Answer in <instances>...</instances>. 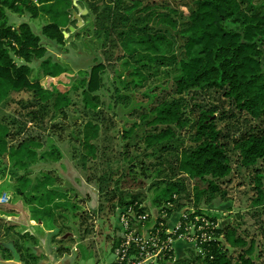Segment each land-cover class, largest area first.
I'll use <instances>...</instances> for the list:
<instances>
[{
    "label": "trees",
    "instance_id": "16d2710c",
    "mask_svg": "<svg viewBox=\"0 0 264 264\" xmlns=\"http://www.w3.org/2000/svg\"><path fill=\"white\" fill-rule=\"evenodd\" d=\"M75 1L86 4L94 17L95 34L108 47L103 53L107 59L115 51L122 53L125 72L115 70V106L132 107L130 91L146 86L162 72L173 80V93L165 98L154 96L149 107L131 108L130 115H139L142 123L122 136L129 165L116 181L108 175L98 179L100 197L112 202L115 212L133 208V222L143 231L162 228L163 239L167 219L176 211L182 210L186 219H181V231L172 235L175 240L196 217L205 219L207 237L195 243L200 254L191 264H264L259 261L264 257V0H186V19L166 0H5L0 6V105L13 94L31 93L35 102L28 107L37 109L27 116L42 119V127L45 116L63 112L70 99L57 88L45 89L41 80L57 78L68 69L46 57L47 48L28 23L18 28L10 25L7 10L29 13L32 18L46 15L50 23L43 26V36L64 45V29L71 23ZM33 63H39L36 77ZM106 68L104 63L94 65L82 81L86 106L96 109L98 123L97 93L105 85ZM202 93L218 95L219 105H192L187 100L193 94L196 101ZM229 118L239 122L241 129L233 133L221 129L218 121ZM99 126L97 122L86 126L89 154L96 155L98 148L91 144L89 134L98 136ZM10 137V125L0 122V158L9 151ZM33 143L35 137L10 150L15 165L25 166L23 155L36 159L37 153L30 149ZM131 148H139L142 154L129 156ZM241 170L253 180L256 197L249 216L258 226L263 244L256 235L242 231L241 224L220 226L216 216L202 209L224 197L223 185L231 183ZM119 172L111 170L113 175ZM187 181L193 182L192 188ZM147 192L153 195V214L148 212ZM33 212L43 223L42 215L53 214L51 208ZM142 216L147 218L140 220ZM22 238L36 241L28 233ZM116 240L115 249L121 242L120 233ZM0 252L9 255L7 260L24 264L42 260L22 244L9 248L0 244ZM174 257L173 249L158 264H173Z\"/></svg>",
    "mask_w": 264,
    "mask_h": 264
},
{
    "label": "rangeland",
    "instance_id": "374dc122",
    "mask_svg": "<svg viewBox=\"0 0 264 264\" xmlns=\"http://www.w3.org/2000/svg\"><path fill=\"white\" fill-rule=\"evenodd\" d=\"M155 1L164 3L165 0ZM166 1L183 12V19H186V0ZM7 16L9 24L15 28L22 23H28L47 48L46 57L68 69V72L57 78H42L41 83L45 89L57 88L60 92L67 93L70 104L63 112L45 116L43 127L42 119L34 121L32 116H27L29 112L37 109L28 107L32 105L30 103L35 102L31 93L13 94L0 105V122L9 124L12 133L9 151L0 158V198L4 195L12 197L9 203L0 206V244L7 248L11 244H22L42 259V222H38L39 217L33 211L51 208L52 216L42 217L47 229L54 231L57 238L61 237L59 240H55L56 236L53 237L55 242L70 247L60 246L62 250L70 252L71 248L76 249L78 252L75 255L84 258L83 264L115 262V242L120 230L119 216L124 209L115 212L113 203L107 201L104 196L100 197L98 179L108 175L116 181L128 167L129 159L123 154L125 141L122 136L134 124L142 123L139 115H130L131 108L140 105L149 107L155 97L165 98L173 93L172 76L160 73L146 86L130 91L133 93L132 107H117L112 97L115 90V70L125 72L122 67L123 60H120L122 53L120 50L115 51L110 60L103 54L108 47L104 45V38L95 34L94 17L90 15L86 4L74 2L71 23L64 29V45H58L43 36V26L50 23L46 15L32 18L29 13L17 14L7 11ZM101 63L107 68L103 74L105 85L97 93L100 97L98 111L101 112L98 123L94 120L98 113L96 109L86 106L82 81L88 77L94 65ZM31 66L35 69L36 77L39 63H33ZM194 97L196 98L193 94L187 96L192 105H219L218 95L214 93H202L196 101L192 100ZM225 109L230 108L225 105ZM89 122H97L100 125L98 136L89 134L91 144L98 148L96 155L89 154L85 147L84 136L90 133L86 129ZM218 125L229 133L242 127L232 118L220 119ZM33 137L36 143H40V146H36V143L30 146V149L37 153L36 159L23 155L25 166L15 165L16 160L10 157V152L15 151L22 141ZM139 154H142L139 148H131L128 155L132 157ZM146 162L150 163V159ZM117 169L120 170L119 175L111 174V170ZM251 180L252 177L243 170L241 173L237 172L233 175L231 183L223 185L226 195L218 197L211 206L204 205L202 209L212 217L216 216L220 226L228 223L241 224L242 231H247L250 236L256 235L260 244H263L258 226L249 216L254 208L252 200L256 197ZM45 181L46 184L43 185ZM186 183L192 188L193 182ZM152 196V192H147L146 202L150 208L148 212L153 214L155 209L151 207ZM181 213L182 210L176 211L167 219L170 228L177 223ZM27 233L36 237V241L22 238ZM174 251L173 264H191L200 254L195 244L185 240L175 242ZM8 256H3L0 252V264H6ZM259 261H264V257L259 258Z\"/></svg>",
    "mask_w": 264,
    "mask_h": 264
},
{
    "label": "built area",
    "instance_id": "2783aa9c",
    "mask_svg": "<svg viewBox=\"0 0 264 264\" xmlns=\"http://www.w3.org/2000/svg\"><path fill=\"white\" fill-rule=\"evenodd\" d=\"M4 1L0 0V6ZM11 198L10 195L1 197L0 206L9 203ZM119 217L121 242L115 249L116 264H158V261L165 257L166 252L174 249L175 242L185 240L195 244L198 240H205L207 237L203 231L208 223L201 217H196L195 223L189 224L178 240H175L172 235L181 231V219H186L184 214L179 217L172 228H166L165 239L161 236L162 228L157 231H143L138 224H135L133 219L136 217L133 208L124 209ZM146 218L147 216H142L139 219L145 220ZM161 226L163 227V224Z\"/></svg>",
    "mask_w": 264,
    "mask_h": 264
},
{
    "label": "crops",
    "instance_id": "0c3cea01",
    "mask_svg": "<svg viewBox=\"0 0 264 264\" xmlns=\"http://www.w3.org/2000/svg\"><path fill=\"white\" fill-rule=\"evenodd\" d=\"M118 232L120 233V230ZM51 234H54V231L48 230L46 224L42 222V264H83L84 258L75 255V253L78 252L76 249L71 248L70 252L66 249L62 250L61 248L62 246L63 248H68L69 246L65 244L58 245L59 242H55V240L56 239L59 240L61 239V237L57 238L56 234L54 235ZM55 236L56 238L54 240L53 237ZM109 239L113 240V238L111 237H109ZM102 263L98 261L96 264H102ZM6 264H24V263L16 260H7ZM86 264H90V263H86ZM103 264H107V263H103ZM110 264H116V261Z\"/></svg>",
    "mask_w": 264,
    "mask_h": 264
},
{
    "label": "water",
    "instance_id": "95a60500",
    "mask_svg": "<svg viewBox=\"0 0 264 264\" xmlns=\"http://www.w3.org/2000/svg\"><path fill=\"white\" fill-rule=\"evenodd\" d=\"M65 37H66V34L64 33ZM66 238V237H65Z\"/></svg>",
    "mask_w": 264,
    "mask_h": 264
}]
</instances>
